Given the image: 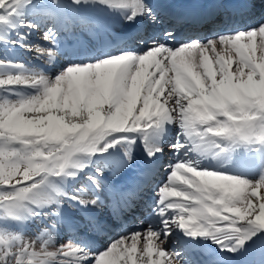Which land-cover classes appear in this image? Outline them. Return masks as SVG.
Instances as JSON below:
<instances>
[{"label": "snow or ice", "instance_id": "snow-or-ice-1", "mask_svg": "<svg viewBox=\"0 0 264 264\" xmlns=\"http://www.w3.org/2000/svg\"><path fill=\"white\" fill-rule=\"evenodd\" d=\"M64 5L0 0V42L54 64L63 43L107 31L76 13L85 5L120 13L129 31L114 37L116 54L55 77L0 58V69H21L0 75V264H210L195 245L187 258L170 251L176 230L211 238L223 254L211 264H252L251 246L264 233V0H71V13ZM173 126L180 131L166 143ZM137 139L143 165L134 155ZM117 145L125 146L123 158L113 163L109 150ZM241 148L262 154L258 175L180 158ZM169 150L176 162L143 206L145 226L92 251L84 237L105 235L141 210ZM32 220L43 226L27 236ZM61 230L73 238L57 246Z\"/></svg>", "mask_w": 264, "mask_h": 264}, {"label": "bare ground", "instance_id": "bare-ground-1", "mask_svg": "<svg viewBox=\"0 0 264 264\" xmlns=\"http://www.w3.org/2000/svg\"><path fill=\"white\" fill-rule=\"evenodd\" d=\"M64 7L68 13H71L73 11L71 4H67ZM76 13L78 15L87 16L89 18L98 19L102 21L106 25L107 31L100 32L95 37H92L86 33H83L82 34L83 42L77 43L79 44L77 46L78 50H72V48L69 50L64 49L66 45L73 46L74 44H76V42H73L70 44L63 43L61 55L57 58V61L54 64H51V65L46 64L42 60H39L36 57H34L35 59L31 61L30 64L26 65L27 70L36 71V72L42 71L43 73L47 74L50 77H55L57 74H59L61 68L64 66L65 59L81 62L85 60L83 58H85L86 55L100 56L106 53L118 51L119 45L116 39H114V37L118 36L121 33L129 31V29L125 26L123 18L120 15V13L110 12L106 8H102L101 6H87V5L76 9ZM30 18L33 20L36 19L32 15H29V19ZM34 39L35 37L33 34V40ZM107 41H109V43H114L115 46L112 47L111 45H107V44L104 45V43ZM258 43H259V39H258ZM82 48L84 50L81 51ZM70 50L72 51L70 52ZM20 54H21V51L17 49V47L12 46V45H7V44L0 42V57L3 58L4 56H7L9 60H12L15 58L19 59ZM63 55H64V60H62ZM20 71L21 69L16 68V67H6V68L0 69V75L16 74ZM16 90L24 95H32V93L35 94L36 92V90L32 88H18ZM170 129H172V131L176 133L180 131L178 128L174 126L171 127ZM124 147H125L124 145H117L115 148L109 150L110 159L113 163L118 162L123 158ZM115 149L120 150V156H121L120 158L117 154H114ZM168 152H171V151L169 150ZM166 154L160 157L159 166L165 160L163 156H165ZM134 155L136 157V161L138 162L144 161V158H145L144 147L135 145ZM261 155H262L261 153H251L249 155V158L251 159V162H250L247 158L246 151L238 149L236 152L232 153L231 155H221L220 157H213V156L203 157V156H200L196 152L189 151L187 155L180 154V158L183 160H192L193 162L198 160L199 167L201 168H207V169L213 168L215 170H219L222 172H231V173L238 174V175H250L251 173L255 172L258 175L259 171H258L257 165H258L259 159L257 161L256 159L258 156H261ZM170 156L173 157V160L175 163L176 156L174 154H171ZM102 160L103 158L99 156L96 159V161H102ZM161 178H162L161 172L159 171V167H158V171L152 178L153 184L156 183L155 181L159 182ZM76 183L77 182L75 181L71 182L68 185V187L69 188L75 187ZM146 191L147 189L142 193L143 197H149L148 196L149 193H145ZM134 223H135L134 220L130 221V225H133ZM42 226L43 225L40 221L32 220L26 225V229L31 230L32 233L36 235V233L42 228ZM131 228L132 227L130 226L128 230H130ZM120 229L118 226H114L112 236L118 234L120 231H122V233H126L124 229H121V230ZM132 230L133 229H131L130 231ZM69 236L73 238L72 233L66 230L59 231L56 235L57 246L60 245L59 241H61L62 243L65 242L61 240L62 238H66ZM181 236L182 238H184V241L181 239ZM177 237L178 238L180 237V240H178L179 248L184 251V253L181 252V255L182 253L187 256L190 255V252H191L190 245H195L196 251L200 255L202 254H203L202 256H204L205 254L206 256L210 255L213 260L215 259L216 255H223L220 249L218 248L217 244L214 243L211 238H191V237L186 236L184 232L180 230H176L173 232L172 236L166 242V245L170 244L172 248L175 249L173 247V244H171L170 239L177 238ZM95 247L96 246L94 245L91 246V248H95ZM137 248H138L137 255H140L139 246H137ZM185 249L187 250L185 251ZM50 250L54 251L55 246L50 247ZM262 252H264V235L261 233V238L258 239L256 243L251 246V249H250L249 259L252 261V264H259V260H260V256ZM156 258L157 257H155L154 255L153 259H156ZM226 258H230V254Z\"/></svg>", "mask_w": 264, "mask_h": 264}, {"label": "rangeland", "instance_id": "rangeland-1", "mask_svg": "<svg viewBox=\"0 0 264 264\" xmlns=\"http://www.w3.org/2000/svg\"><path fill=\"white\" fill-rule=\"evenodd\" d=\"M67 4H71V0H65V5H67ZM64 5V6H65ZM30 20H33V19H30ZM34 21H35V19H34ZM34 37H35V34H34ZM15 47H18L20 50H21V60H19V61H16V62H21V63H23L25 66L26 65H28V64H30L31 63V60H34V57H35V54L34 53H32V52H29L28 50H26L25 48H22V47H19V46H15ZM26 54L28 55V57H26ZM113 55L114 54H116V53H112ZM31 57V59H29ZM101 58H104V56L103 57H101ZM22 59H23V61H22ZM24 59H26V60H24ZM95 60V59H94ZM90 61H92V60H90ZM90 61H83V62H90ZM26 63V64H25ZM66 63V62H65ZM77 62H69V63H67V64H65L62 68H61V70H60V72H62L63 70H65L68 66H70V65H72V64H76ZM81 63V62H80ZM59 72V73H60ZM58 75V74H57ZM32 95H33V93H32ZM175 138H176V133H173V131H172V129H170L169 130V133H168V135H167V137H166V143L168 142V141H170V142H168V143H174V141H175ZM136 145L137 146H143L144 147V145H143V143L141 142V140L140 139H137V143H136ZM114 154H117L118 156H119V158L121 157L120 156V150H117V149H115L114 150ZM94 161H95V159H94ZM169 173V171H167L166 172V174H168ZM12 230H20L19 228H13ZM24 234L25 235H27V236H34L35 234L33 233L32 234V231L31 230H27L26 229V227L24 228ZM263 235H264V233H262ZM95 235V234H94ZM120 236H118L117 238H115V239H118ZM67 239V238H66ZM65 239V240H66ZM62 241L64 240L63 238L61 239ZM62 242L61 241H59V244H61ZM111 243V242H110ZM109 243V244H110ZM144 243V241H141L139 244H138V246H139V248H140V246H141V244H143ZM108 244V245H109ZM171 244H173V246L175 247V245H177V241H175L174 239H172L171 240ZM100 245V244H99ZM102 245V244H101ZM108 245H106V246H102L101 248H99L98 250H93L94 252H97V253H99V252H102ZM170 251L172 250L170 247H171V245L169 244V245H165ZM107 259V258H106Z\"/></svg>", "mask_w": 264, "mask_h": 264}]
</instances>
